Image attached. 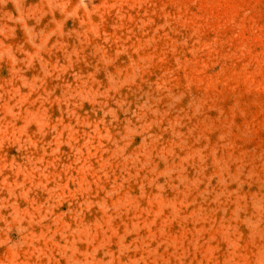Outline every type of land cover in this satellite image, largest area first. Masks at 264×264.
I'll return each instance as SVG.
<instances>
[{"label": "rangeland", "instance_id": "rangeland-1", "mask_svg": "<svg viewBox=\"0 0 264 264\" xmlns=\"http://www.w3.org/2000/svg\"><path fill=\"white\" fill-rule=\"evenodd\" d=\"M0 264H264V0H0Z\"/></svg>", "mask_w": 264, "mask_h": 264}]
</instances>
